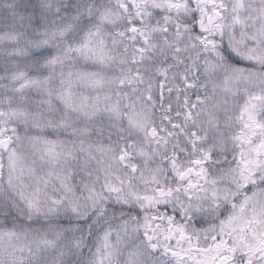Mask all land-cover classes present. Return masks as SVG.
Segmentation results:
<instances>
[{"label": "snow or ice", "instance_id": "6c2138e0", "mask_svg": "<svg viewBox=\"0 0 264 264\" xmlns=\"http://www.w3.org/2000/svg\"><path fill=\"white\" fill-rule=\"evenodd\" d=\"M0 264H264V0H0Z\"/></svg>", "mask_w": 264, "mask_h": 264}]
</instances>
